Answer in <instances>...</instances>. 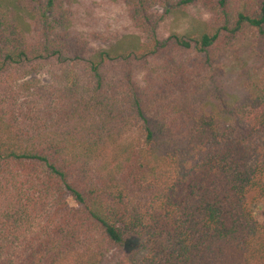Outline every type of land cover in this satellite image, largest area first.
Here are the masks:
<instances>
[{"label": "trees", "instance_id": "trees-1", "mask_svg": "<svg viewBox=\"0 0 264 264\" xmlns=\"http://www.w3.org/2000/svg\"><path fill=\"white\" fill-rule=\"evenodd\" d=\"M260 204L264 0H0V264H264Z\"/></svg>", "mask_w": 264, "mask_h": 264}, {"label": "rangeland", "instance_id": "rangeland-1", "mask_svg": "<svg viewBox=\"0 0 264 264\" xmlns=\"http://www.w3.org/2000/svg\"><path fill=\"white\" fill-rule=\"evenodd\" d=\"M96 10L98 15H103L107 17V19L112 20L110 21L112 24H117V22L119 21V10L113 4H106L103 7H98ZM204 19L205 16L201 14L200 11H198L197 9H193L187 13L186 17L177 15L163 24L160 29V34L162 36H168L171 34H182L191 31L195 27H198V25L201 24ZM68 206L73 207V203L71 201H68ZM253 212L255 220L258 223L264 225V206L261 204L255 206Z\"/></svg>", "mask_w": 264, "mask_h": 264}]
</instances>
